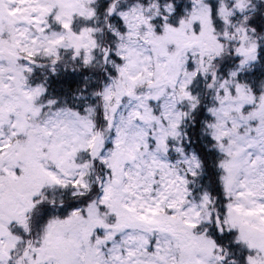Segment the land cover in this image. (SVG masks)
Instances as JSON below:
<instances>
[{
  "label": "snow or ice",
  "instance_id": "6c2138e0",
  "mask_svg": "<svg viewBox=\"0 0 264 264\" xmlns=\"http://www.w3.org/2000/svg\"><path fill=\"white\" fill-rule=\"evenodd\" d=\"M0 264H264V0H0Z\"/></svg>",
  "mask_w": 264,
  "mask_h": 264
}]
</instances>
